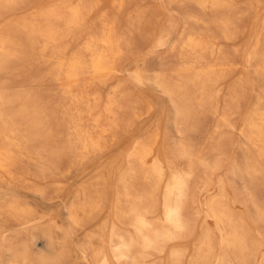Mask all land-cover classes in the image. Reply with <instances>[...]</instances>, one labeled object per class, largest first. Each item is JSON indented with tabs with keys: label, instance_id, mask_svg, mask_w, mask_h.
Segmentation results:
<instances>
[{
	"label": "bare ground",
	"instance_id": "obj_1",
	"mask_svg": "<svg viewBox=\"0 0 264 264\" xmlns=\"http://www.w3.org/2000/svg\"><path fill=\"white\" fill-rule=\"evenodd\" d=\"M19 1L0 0V77L11 75L17 68V62L27 59L30 50H39L42 57L49 52L59 58L52 66V77L69 104L63 111L67 120L57 124L58 117L54 113L57 109L45 111L41 103L43 98L31 88L21 92H9V86L0 81V216H3L0 217V239L5 250L12 254L10 264H60L70 249L69 238L76 230L79 231V228L92 221L93 213L100 204L102 186L105 183L112 184L114 176H118V183L113 188L106 221L93 233L90 231L91 233L85 236L88 239L78 245L77 252L84 264H150L149 257L154 251L163 255L164 260L168 259L164 264H181L184 256L182 248L173 246L168 250L167 244L185 243L191 239L188 215L191 180L195 176L196 164L209 166L202 150H196L186 135L198 126L200 110L197 108H205L206 103L215 98L213 87L223 80L229 71L227 66L231 62L228 52L222 48L217 50L211 41L223 38L229 42L237 38L235 17L230 14L232 5L227 9L230 15H226V11L224 15H219V11L228 8L230 2L192 0L212 16L206 19L195 13L186 12L184 15L185 24L178 43L172 45V48L177 49L180 46L179 56L183 63L175 71L178 78L176 81L168 78L163 68H160L161 74L153 78L145 79L142 72L137 71L140 69L133 74L134 79L141 84L152 81L167 95L173 110L171 112L174 126L181 137L175 142L174 148H171L164 144L167 139L159 127L151 130L149 134L146 133L145 137H130L119 144L118 142H122L118 141L120 134L143 115L140 111L142 99L137 98L129 104H123V95L119 88L114 87L107 94L102 93L99 88L100 84H107L111 74L117 72L127 51L138 44L136 32L144 18L142 9H136L134 21L132 19L123 32L120 21L113 12L124 11L129 0H112L113 12L106 7L108 0H47L44 7L34 8L27 15H15V18L4 20L3 23L2 11ZM168 1L172 2H169L170 5L180 2ZM263 2L264 0H253V12L254 9H262L263 6H260ZM102 3L103 11L98 16L100 26H96V29L89 23ZM169 19L171 23V18ZM252 19V29H264V18L261 19L257 14ZM194 22H202L208 30L200 32L198 28V31ZM213 27L216 30L212 32L210 30ZM173 28L166 26L159 32L154 26L153 32L149 34L151 48L167 45ZM257 37L256 42L247 51V63L252 65L255 62L257 75L264 78V39L258 35ZM23 38L28 43L26 47ZM251 40L253 39L248 41ZM76 41L78 46L75 45L73 53L68 55L67 51L70 46L75 47ZM177 44L179 45L176 46ZM177 49L175 48L176 51ZM207 54L212 57L217 54L216 61L208 63ZM86 56L89 58L86 59ZM45 61L47 62L45 59L43 63ZM171 69L175 70L172 67ZM50 76L49 74V78ZM262 90L264 93V86ZM230 98L228 100L236 99L234 96ZM46 99L50 100L49 97ZM195 99H198V103ZM152 102H147L148 108L152 107ZM229 106L230 111L232 106ZM126 109L133 112V120L126 121L123 118L122 112H126ZM33 112L50 113L40 118ZM229 115L230 113L224 114L221 124H216L215 129L219 137L222 125L231 126ZM248 117L244 123L250 130L247 140L254 145L257 143L259 156L264 157V144H261L264 141V103L259 104ZM57 129L61 131L55 133ZM216 141L219 142V139ZM218 142L212 145L213 151L218 150ZM99 155L101 165H110L108 172L105 175H90L83 182L82 190L66 204L65 224L55 219L47 222L44 219L45 214L33 203H25L6 190V185L16 179L15 168L23 159L34 165V169L43 176L50 177L56 172L61 173L64 166L73 167ZM180 159H186L187 166H181L178 163ZM261 171L258 163L242 168V172L251 176L259 175ZM24 178L23 176V180ZM139 183H142L140 190L137 189ZM27 187L33 194L48 201L41 204L43 208L52 209L56 197L51 194L54 191L50 190L49 186L36 182L29 183ZM250 203L255 207L258 220L264 222V206L255 198H251ZM206 213L208 217L215 219L220 230L221 252L216 256L215 234L211 228L204 227L198 245L192 248L193 259L190 263H250V258L256 257L262 243L248 237L245 225L236 218L227 204L223 188L207 202ZM4 214L17 222V229H12L11 225L6 223L8 219ZM57 235L58 248L55 243ZM95 237L99 238V246L92 243ZM12 239H17L19 243L15 245Z\"/></svg>",
	"mask_w": 264,
	"mask_h": 264
},
{
	"label": "rangeland",
	"instance_id": "obj_2",
	"mask_svg": "<svg viewBox=\"0 0 264 264\" xmlns=\"http://www.w3.org/2000/svg\"><path fill=\"white\" fill-rule=\"evenodd\" d=\"M108 1L110 4L107 3L106 7L111 12H113L111 10L112 0ZM169 2L170 1L168 0H129L128 4L124 8V11H121L119 13L115 11L113 12V15L116 16L120 21L121 32L126 31V26L132 19L134 21L136 9H142L141 12L144 13L145 18H143L142 24L136 32L138 44L134 46L132 50L127 51V54L125 55V57H123L121 64L118 67L119 71L117 70V72H115L113 75H110L107 84L99 85L101 92L104 94H107V92L114 87L119 88L122 91L123 98L121 99V103L123 104H129L132 102V100H135L137 98L142 99V104L140 103V111H142L141 114L143 115H141L140 118L135 119L133 124L127 126L123 133L120 134V138L118 141L122 142H118L119 144L123 143L130 137H145L147 135L146 133L149 134L151 130L153 131L157 127L160 128L162 135L166 136L167 140H164V144L167 147L174 148L175 142H177L181 138L180 135H178L176 127L174 126L172 113L173 110L171 109V105L167 95H165L159 88H157L152 83V81H147L145 84H141L133 77V74L136 72V70L140 69L137 71L142 72V75L143 77L145 76V79L148 77L153 78L156 75H160V68H163V70L166 71L168 78H171L172 81H176L178 78L175 74V71L179 69V66H181L183 63L181 62L182 58L179 56V44L176 45L178 46V49L177 47H175L177 51L175 50V48H172V45L176 43L177 40H179L180 34L185 24L184 15L187 12L198 14L202 18H209L212 16L211 13H207L209 11H203L192 0H180V2L173 3L172 5H170V3L172 2ZM224 2L230 3H228L229 5H227L228 8L221 9L219 11V15H224V12L229 11L227 9H229V7L232 5L230 7L232 8L230 9L231 12H229L231 16L235 17V24L237 28H234L237 30L236 35L238 36H236L237 38H235L233 41L229 42L225 41L223 38H218V40L216 38V40L214 39L211 41L212 43L214 42L213 46L216 47L217 50L222 48L228 52L230 59L229 62H231L232 64L230 63L229 66H227V70H229L227 71V76L223 80L218 81L217 84L213 87L215 98L208 101L205 108H197L201 112H199L198 126L195 130L189 131L187 133L188 136L186 135L187 140H190L196 150H202V154L207 159L210 167L196 164L194 174L195 176L193 177L194 179L192 178L191 180V199L188 206L189 224H191V226H189V229H191V239L185 243L178 242L174 244H167L168 250L172 249L173 246L182 248V250L184 251V256L182 258L181 264L192 263V248L198 245L199 240L204 232V227L211 228L215 234L216 256L221 252L220 230H218L217 228L215 219L210 216L208 217L206 210L207 202L211 199L212 196L219 193L222 188L226 194L227 204L229 205L234 215H236V218L243 223V226L245 225L244 229L248 237L251 240L262 243L261 248H259L257 251L256 257L250 258V263L248 264H264V222L258 220L255 207L250 203V199L255 198L261 205L264 206V157L259 156V147L257 146L258 144L255 143L254 145L253 142L250 143L247 140L250 134V130H248V127L244 125L246 120L249 118L248 116L252 114L253 110L259 104L264 103V93L262 90V86H264V78H261L259 75H257L255 71L257 65L255 64V62L252 65L247 63V51L249 48H251L252 44L256 42L258 38L257 35L260 36L261 39H264V29L260 31L257 29H252V18L256 17L257 14L261 16V19L264 18V2L260 6H263V10L258 8L256 9V11L254 9V12L253 8L251 7V3L253 2V0H224ZM45 5H47V0H20L17 4L7 8V10L4 9L2 11L3 17H1V19H3L2 21L4 23V20L9 21L12 18H15L17 15L20 16V14L27 15L31 11H33L34 8L44 7ZM102 7L103 3L102 6H100V8L97 10L98 12L96 11L91 17V21L89 23L91 27L93 26L97 29V27L100 26L98 16L103 11ZM229 12H227L226 15L229 14ZM169 18H171V23L169 21ZM97 22L99 25L97 24ZM95 23L97 25H94ZM163 24L164 26H162ZM154 26L158 28L159 32H161L162 29L166 26L174 28L172 29V33L169 37V43L167 45L152 49V41H150L149 34L153 32ZM194 26L197 28V30L199 28L201 31H198L200 32H206L208 30L202 22H194ZM214 29L216 30V28L213 27L210 31L213 32L215 31ZM250 38L253 39L251 40V42L248 41ZM25 40L26 39L23 38V43L26 47L28 46V43ZM74 43V46H78L77 41ZM76 46H70V49L72 51L69 49V51H67L68 55H71L73 53ZM83 53L84 55H86L85 52ZM216 55L212 57V55L207 54V58H209V60L206 59V61L208 60V63L215 62ZM30 56L33 57L31 58ZM88 58L89 56H86V59ZM45 59L47 60V62L45 61L43 63ZM58 59V56H52L49 52H47L45 57H42L39 53V50H30L27 59L25 58V60L17 62V68L13 70L12 74L8 77L1 76L0 81L1 83H5L9 86V92H21L23 91V89L31 88L34 93L43 98V100L41 99V103L43 109H46L45 111H51L54 108L57 109V112L54 113L58 117L57 124H60L67 120V116L63 114V111L68 107L69 102L63 97L61 89L53 81L52 66L55 63L54 61H57ZM161 62L163 64L162 67ZM164 63L167 64L165 65ZM230 65L232 66L230 67ZM170 66L175 70L173 71ZM49 74L51 75V78H49ZM2 78L3 80H1ZM218 90L220 92H218ZM141 96L145 98V101H143V98ZM229 96H234L236 99L234 101L228 100V98H230ZM47 97L50 98L49 101H47ZM195 100L197 101L195 102L198 103V99ZM259 100H261L260 102L262 103H258ZM149 101H153L151 103V108L153 109L147 107V102ZM230 104L232 106V109H230L229 111L228 109L230 107ZM18 105L19 103L17 104V106ZM125 111L126 112H122L123 118L126 121L133 120V112L127 109ZM33 113L42 118L44 115L49 114L50 112ZM223 113H230L229 121L231 122V126H221V138L219 137V133L216 132L215 128L216 124H221L224 116ZM58 131L61 130L57 129L55 133H58ZM217 137L219 139V142L216 141L218 140ZM217 142L219 144L218 150L213 151L212 145L216 144ZM261 144H264V141ZM100 158L101 157L99 155L87 160L88 162H82V164L73 167L66 168L64 166L66 169L62 167L63 170L61 173L56 172L54 176L50 175V177L49 175L43 176L40 172H38L36 168L35 171V166L29 164L28 162H26L27 160L23 159L18 167L15 168V172H17V174L15 173L14 178L16 179H13L10 184L6 185V190L9 194L19 197L25 203H33V205H35L37 209L41 210V212L45 214L44 219L47 222L55 219L59 223L65 224L67 223V221H64L66 220V204L70 202V199H73L75 197L78 191L82 190V186L84 184L83 182L90 175L92 176L97 173H101L103 175L107 174L110 165L105 163L101 165ZM178 163L181 166H187L188 161L186 162V159H180ZM257 163L261 166L262 170L259 175L256 174L251 176L247 173L242 172V168L246 165L254 166ZM94 165L96 167H94ZM22 175L25 177L24 180ZM18 178H21L22 180ZM117 178L118 176H114V181H112V184H103L100 204L93 213L92 221L85 224L83 228H79V231L76 230L69 238L68 241L70 243L68 242V245L70 249L67 253V257L60 264H84V262L80 258V254H78V245L84 243L85 240L88 239L85 238L87 234L91 232L93 233L106 221L110 212V200L113 193V188L114 185L118 183ZM29 179L30 181L28 182ZM36 182L49 186L50 190H53L57 193V195H55L56 193L51 192V194L56 197L51 210H47L41 205L48 203V201L42 199L39 196H36L27 187L29 183L34 184ZM141 184H137L138 190H140L139 187ZM38 203L40 206L38 205ZM4 217L8 219L6 223H8V225H11L12 229L18 228L16 226L17 222L11 216L4 214ZM8 233L10 234L11 232L9 231ZM10 235L12 236V233ZM58 238L59 236L57 235L55 240L56 248H58ZM95 238L92 240V243L95 246H99L101 244L98 241L99 238ZM12 242L15 245L19 243L17 239H12ZM73 243L75 244V246ZM73 247L77 248L74 249ZM154 252H152L149 257L150 264H164L168 262L167 258L166 260H164L163 255L156 251ZM11 255V252L5 250L2 240L0 239V264H10L12 261ZM216 259L217 258L215 257L214 262H216Z\"/></svg>",
	"mask_w": 264,
	"mask_h": 264
}]
</instances>
